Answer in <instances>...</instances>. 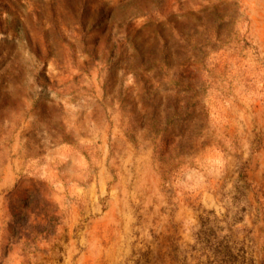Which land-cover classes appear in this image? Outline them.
<instances>
[{
	"label": "rangeland",
	"instance_id": "374dc122",
	"mask_svg": "<svg viewBox=\"0 0 264 264\" xmlns=\"http://www.w3.org/2000/svg\"><path fill=\"white\" fill-rule=\"evenodd\" d=\"M264 264V0H0V264Z\"/></svg>",
	"mask_w": 264,
	"mask_h": 264
},
{
	"label": "trees",
	"instance_id": "16d2710c",
	"mask_svg": "<svg viewBox=\"0 0 264 264\" xmlns=\"http://www.w3.org/2000/svg\"><path fill=\"white\" fill-rule=\"evenodd\" d=\"M218 230L220 228L216 226L209 229L208 234L204 232L208 264H256L244 246H240L231 236L218 235Z\"/></svg>",
	"mask_w": 264,
	"mask_h": 264
}]
</instances>
